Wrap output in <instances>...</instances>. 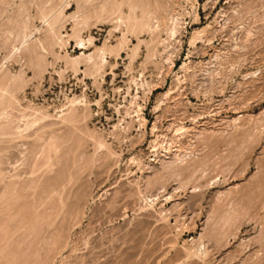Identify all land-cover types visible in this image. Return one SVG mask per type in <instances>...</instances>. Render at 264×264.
<instances>
[{
  "label": "rangeland",
  "instance_id": "rangeland-1",
  "mask_svg": "<svg viewBox=\"0 0 264 264\" xmlns=\"http://www.w3.org/2000/svg\"><path fill=\"white\" fill-rule=\"evenodd\" d=\"M0 264H264V0H0Z\"/></svg>",
  "mask_w": 264,
  "mask_h": 264
}]
</instances>
